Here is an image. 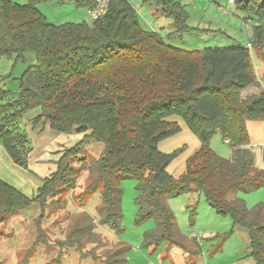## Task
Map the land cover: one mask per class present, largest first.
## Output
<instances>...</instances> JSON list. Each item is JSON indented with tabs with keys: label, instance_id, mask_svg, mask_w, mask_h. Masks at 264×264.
<instances>
[{
	"label": "trees",
	"instance_id": "16d2710c",
	"mask_svg": "<svg viewBox=\"0 0 264 264\" xmlns=\"http://www.w3.org/2000/svg\"><path fill=\"white\" fill-rule=\"evenodd\" d=\"M25 1L19 5L0 0V60H23L28 52L36 55V63L19 78V93L0 88V143L13 163L27 170L32 144L22 117L37 108L41 115L35 123L44 120L55 132L83 137L65 150L57 171L43 179L33 197L0 179V225L33 205L42 212L50 204L62 209L60 195L75 189L76 180L87 172L84 194L89 198L99 191L100 225L119 232L121 182L131 178L138 183V222L156 223L145 235L148 247L165 243L199 255L200 245L181 235L167 205L169 199L197 193L217 215L248 231L249 257L264 264V205L248 209L240 198L227 200L230 194L264 187V170L254 167V154L244 148L250 144L246 123L264 121V93L245 99L241 95L259 84L250 50L264 62V0H234V10L245 16L246 23L254 22L247 46L193 52L144 30L128 0H112L106 15L91 24L60 26L49 23L38 6L57 1L90 13L95 0ZM144 4L173 21L168 39L181 41L189 33L224 35L221 30L191 26L182 0ZM172 118L182 120L201 143L178 177L168 169L187 146L168 154L159 149L160 143L181 132ZM217 134L229 141L232 159L211 149ZM96 143L104 145L103 154L90 162L85 155ZM196 208L197 203L188 206L193 224ZM126 252L120 247L105 264H125Z\"/></svg>",
	"mask_w": 264,
	"mask_h": 264
},
{
	"label": "rangeland",
	"instance_id": "374dc122",
	"mask_svg": "<svg viewBox=\"0 0 264 264\" xmlns=\"http://www.w3.org/2000/svg\"><path fill=\"white\" fill-rule=\"evenodd\" d=\"M7 1L19 5L26 3L25 0ZM128 1L136 9L144 30L158 32L170 45L187 52L213 46H231L235 45L234 42L245 46L252 35L254 22L246 23L245 16L236 12L233 5L229 4V0H220L218 4H215L214 0H182L187 5L191 26L221 30L224 35L193 33L181 41L168 39L174 30L173 21L158 13L155 6L144 4V0ZM38 9L47 21L54 25L92 23L86 9H76L69 3L60 5L57 1H52L40 4ZM250 54L255 74L257 78L263 80L264 62L254 51L250 50ZM35 63L34 52H28L23 60L1 59L0 88L14 94L19 93L20 76ZM75 135L72 134L70 138L64 136L61 144L66 146V149L74 147L80 142ZM55 141L59 144L57 139ZM210 147L219 156H224L222 157L224 159L231 157V146L219 134L212 138ZM103 150V144H92L85 156L90 162L95 161L101 157ZM2 151L4 152L3 148ZM169 173L174 174L172 171ZM88 183L87 172H82L76 180L75 189H68L60 195L64 200L62 209L50 204L42 212L40 206L33 205L0 225V264H105L120 247L127 248L126 259L120 256L122 257L120 260H126L125 264H151L154 258L145 255L148 248L145 244V235L156 228V223L153 220L138 222L140 211L137 204L139 196L137 181L126 178L121 182L123 219L119 232L100 225L97 212L101 203L100 193L96 191L87 198L84 193ZM237 195L248 209L264 205V187L248 193L238 192ZM186 200L185 197L172 198L167 201V205L175 216L181 235L188 241H196L200 245V240L191 236L198 230L193 225ZM203 201L207 205V210L204 211L200 206L199 209L204 214L196 215V218L199 216L198 223L201 225L207 221L211 222L213 212L205 199ZM213 213L216 215L215 211ZM226 221H230L229 218ZM221 224L219 227L222 228ZM115 258L119 259L117 256Z\"/></svg>",
	"mask_w": 264,
	"mask_h": 264
},
{
	"label": "crops",
	"instance_id": "0c3cea01",
	"mask_svg": "<svg viewBox=\"0 0 264 264\" xmlns=\"http://www.w3.org/2000/svg\"><path fill=\"white\" fill-rule=\"evenodd\" d=\"M191 34L193 33L186 34L185 36H190ZM247 44L245 46H247ZM232 46L239 47L244 45L235 43V45L232 44ZM257 79L259 83L258 86L249 87L241 93L243 99L252 95H261L264 93V82L261 78ZM40 115L41 110L37 108L22 117V125L25 127L32 144V151L28 156L27 170L15 165L5 149L0 146V179L22 191L26 196L31 197H33L42 186L43 179L48 178L57 171V163L66 150V146H63L61 141L64 140V136H69L67 138L72 136V134L67 135L57 132L58 135L54 133L55 131L53 132L44 120L35 123V119ZM171 121L177 122L180 125L181 132L160 143L159 149L161 152L168 154L183 146H187V151L173 162L168 170L172 171V173L174 172V174H172L173 176L178 177L185 171L187 158L201 146V143L182 120L172 118ZM246 128L250 144L244 148L250 150L254 154V167L264 170V163L262 160L264 121H249L246 123ZM75 137L81 140L83 135L76 134ZM55 139H57L59 144H57ZM232 157L233 150L231 149V157L229 159H232ZM185 198H187L186 203L188 206L197 203L196 215H199V213L201 215L204 214V212L199 209L200 206L202 209L204 208V211L207 210V205L203 201L204 198L197 193L187 195ZM237 198V193H234L228 195L227 200L234 201ZM213 212L211 213V222L207 221L205 224L201 225L198 223L199 216H197L193 224L198 232H193L194 234H191V236L200 240L199 255L194 256L180 248H178V250L175 249L177 247L169 248L165 243H161L156 247L149 246L145 250L146 256L154 258L151 264H256L255 261L249 257L250 240L248 231L234 226L230 219V221H226L228 218L221 217L216 213V215H214ZM220 223H222V228L219 227ZM229 233H231L230 236H226ZM224 236L227 238L222 240Z\"/></svg>",
	"mask_w": 264,
	"mask_h": 264
},
{
	"label": "built area",
	"instance_id": "2783aa9c",
	"mask_svg": "<svg viewBox=\"0 0 264 264\" xmlns=\"http://www.w3.org/2000/svg\"><path fill=\"white\" fill-rule=\"evenodd\" d=\"M112 0H95V7L90 11L89 16L91 21H97L108 12ZM234 0H229V4L233 5ZM229 141H226L228 143Z\"/></svg>",
	"mask_w": 264,
	"mask_h": 264
}]
</instances>
